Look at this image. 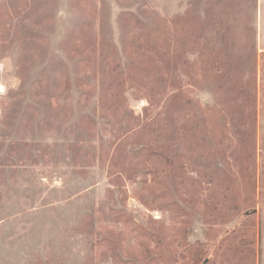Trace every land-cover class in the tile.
I'll return each instance as SVG.
<instances>
[{
    "label": "rangeland",
    "instance_id": "1",
    "mask_svg": "<svg viewBox=\"0 0 264 264\" xmlns=\"http://www.w3.org/2000/svg\"><path fill=\"white\" fill-rule=\"evenodd\" d=\"M0 264H264V0H0Z\"/></svg>",
    "mask_w": 264,
    "mask_h": 264
}]
</instances>
